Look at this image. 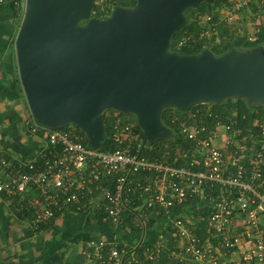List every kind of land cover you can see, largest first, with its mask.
<instances>
[{
  "label": "built area",
  "instance_id": "2783aa9c",
  "mask_svg": "<svg viewBox=\"0 0 264 264\" xmlns=\"http://www.w3.org/2000/svg\"><path fill=\"white\" fill-rule=\"evenodd\" d=\"M116 1L93 3L105 14ZM226 2L218 13L227 23L236 21L243 7L251 8L252 28L244 30L236 25V29L246 31L247 38L253 39L264 22V0ZM206 18L209 16L203 20ZM117 112H108L109 137L116 145L112 150L85 144L74 124L46 128L31 116L29 131L41 137L44 146L37 157L24 160H13L0 152V194L13 199L19 210L29 212L35 226L65 208L102 210L112 223L121 222L124 211L130 210L134 224L143 233L150 217L161 213L168 216L171 238L159 234L141 256L135 245L129 247L103 237L89 240L86 254L96 264H158L163 253L168 261L180 264H264V233L259 226V214L264 211V122L258 123V135L248 146L244 143L246 135L238 136L240 129L219 120L209 125L208 118L216 115L208 108L190 110L178 130L192 145L175 153L174 161L179 159L175 163L144 156L143 133L136 118ZM215 188L218 190L213 195ZM206 197L210 209L205 218L218 236L216 248L209 237L201 240L194 233L190 215H169L171 207ZM197 206L193 205L198 210ZM241 245H246V252L235 259L226 258L236 254Z\"/></svg>",
  "mask_w": 264,
  "mask_h": 264
},
{
  "label": "water",
  "instance_id": "95a60500",
  "mask_svg": "<svg viewBox=\"0 0 264 264\" xmlns=\"http://www.w3.org/2000/svg\"><path fill=\"white\" fill-rule=\"evenodd\" d=\"M93 1L24 0L14 52L40 126L74 124L88 146L100 148L107 109L133 113L144 140L153 142L173 134L161 119L166 107L232 97L264 105V44L221 54L172 49L186 10L201 0H135L103 17L91 15Z\"/></svg>",
  "mask_w": 264,
  "mask_h": 264
},
{
  "label": "crops",
  "instance_id": "0c3cea01",
  "mask_svg": "<svg viewBox=\"0 0 264 264\" xmlns=\"http://www.w3.org/2000/svg\"><path fill=\"white\" fill-rule=\"evenodd\" d=\"M19 17L15 7L0 3V152L13 160L35 158L44 146L43 139L29 131L31 114L16 81L14 40ZM126 214L124 211L121 222L112 223L102 210L65 208L35 226L29 212L19 210L13 199L0 194V264H96L86 254L91 239L137 245L142 237L146 241L161 233L157 221L139 232ZM260 228L264 233V225ZM170 262L160 260L158 264Z\"/></svg>",
  "mask_w": 264,
  "mask_h": 264
},
{
  "label": "trees",
  "instance_id": "16d2710c",
  "mask_svg": "<svg viewBox=\"0 0 264 264\" xmlns=\"http://www.w3.org/2000/svg\"><path fill=\"white\" fill-rule=\"evenodd\" d=\"M16 3L11 2L10 0H6L8 4L12 7H15L16 10H21L23 7V0H15ZM116 4L123 5H134L135 0H117ZM226 0H212L199 1L196 6L187 9V22L180 27L172 36V49H175L179 52H198L203 48L211 49L215 54H221L225 52L227 49L234 46V41L238 38L240 39V46L238 48H248L251 46H255L258 44H264V22L260 25L259 29L255 32V36L253 39H248L247 34L242 31H238L236 29V25L228 24L223 21L219 17L218 10L221 6L226 4ZM97 4L93 3L91 8V15L102 17L103 15H107L109 12L102 14L97 9ZM105 15V16H106ZM204 16H209L203 20ZM240 37V38H239ZM183 40V43L179 44V41ZM17 84L22 90L19 77L16 79ZM208 108L212 114L216 115L211 116V119L208 118L207 122L212 126L216 120H219L222 123H228L231 127L235 129H240L241 133L238 136L246 135V143L248 146L252 145V140L255 139L260 130V126L258 123L264 122V105H250L247 100L243 97H232L226 98L219 102L212 101H202L194 104L187 110H178L175 107H166L163 109L161 113V119L163 122L168 125L173 134L167 138L158 139L153 142H147L144 140V145L141 148V153L147 157L156 156L158 158L173 162L175 153H179L182 149L186 147H190L192 143L184 140L182 135L178 130L179 122L183 119L187 118V113L190 110L195 108ZM109 113H112V109H107L104 111V120L106 126V140L100 147L105 150H112L116 147V145L110 139V121L111 118ZM118 114H127L130 113H121ZM175 117V118H174ZM172 118H174L172 120ZM189 123V121H187ZM79 133L82 135V141L87 144L85 135L83 131L78 128ZM139 130L142 134V129L139 127ZM251 133V135H250ZM178 150V151H177ZM175 163L179 162V159L174 161ZM245 164H248L247 161H244ZM193 205H198L197 208L193 207ZM210 206L205 199H201L195 201L193 198L188 199L183 204L178 206L171 207L169 210V215L172 217L176 213H183L190 215L194 220V233L201 239L209 237L212 240H217L218 236L212 233L211 228L207 225L206 215L208 214ZM196 210L199 212L196 213ZM185 212V213H184ZM127 213L126 217L130 224L135 228L134 220L132 213L130 210H125ZM132 217V218H131ZM155 221L158 223L159 230H161L160 235L170 236V221L166 214L161 213L156 216H152L148 219L146 223V229L151 228ZM133 228V229H135ZM155 239V238H152ZM152 239H148L146 241H141L139 244H135L134 249L137 251V255L141 256L146 246L151 243ZM129 247H133L132 243L127 245ZM163 262L166 260V255L163 253L159 261ZM170 263L180 264L177 261H172Z\"/></svg>",
  "mask_w": 264,
  "mask_h": 264
},
{
  "label": "rangeland",
  "instance_id": "374dc122",
  "mask_svg": "<svg viewBox=\"0 0 264 264\" xmlns=\"http://www.w3.org/2000/svg\"><path fill=\"white\" fill-rule=\"evenodd\" d=\"M23 2H24V0H23ZM23 8H24V3H23V7H22V9L21 10H19V12H20V17H19V19H18V21H20V19H21V17H22V14H23ZM17 11V10H16ZM250 13H251V8L249 7V6H247V7H243V9L242 10H240L239 11V13H238V15H237V19H236V21L235 20H233V21H231V22H228V24H233V25H240L241 27L243 26V29L244 30H249L250 28H252V26H253V19L251 18V15H250ZM186 16H188V14H187V10H186ZM81 22H83V20L81 21ZM244 30H242V32L244 33H246V31H244ZM240 38V37H239ZM240 39H236L235 41H234V46H236V47H239L240 45ZM24 97V96H23ZM23 100V102H24V104L26 103V100H25V98H23L22 99ZM26 105H27V103H26ZM28 107V106H27ZM29 110V109H28ZM130 116L131 117H135V115L133 114V113H130ZM218 128L220 129V131H221V133H224V129H223V127H222V125H220V126H218ZM218 141H220L219 139H217V142ZM218 189L217 188H215L214 189V191L212 192L213 193V195L214 194H216V191H217ZM211 193V192H210ZM205 200H207L208 202H209V198L208 197H206L205 198ZM185 213V212H184ZM185 215H186V213H185ZM188 215V214H187ZM260 218H259V226L261 227V226H263L264 225V211L262 212H260ZM235 216V218H239V214H235L234 215ZM261 229H263V228H261ZM263 235V234H262ZM264 236V235H263ZM164 237H168L167 235H164ZM169 238V237H168ZM208 242V241H207ZM213 244H216V242L214 241V242H212ZM206 244V243H205ZM245 244H247V243H245ZM218 245H219V243H218V241H217V244L216 245H213L214 246V248H216V247H218ZM248 245V244H247ZM244 252H246V245H241V246H239L238 248H237V250H236V254H231V256L230 255H228V256H226V258H229V259H235L236 258V255H238V254H241V253H244ZM225 255H227V254H225ZM195 262V261H194ZM194 262H192V263H194ZM245 263H248V261H245ZM170 264H174V263H170ZM189 264V263H188ZM194 264H202L201 262H195Z\"/></svg>",
  "mask_w": 264,
  "mask_h": 264
}]
</instances>
